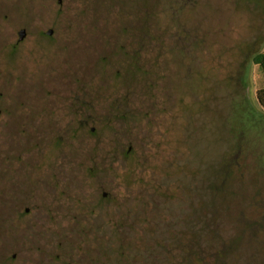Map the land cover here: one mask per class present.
<instances>
[{
	"label": "rangeland",
	"instance_id": "374dc122",
	"mask_svg": "<svg viewBox=\"0 0 264 264\" xmlns=\"http://www.w3.org/2000/svg\"><path fill=\"white\" fill-rule=\"evenodd\" d=\"M20 27L25 69L0 77V264H180L191 230L203 262L264 263L246 251L264 234L237 231L264 210V0H0L2 70Z\"/></svg>",
	"mask_w": 264,
	"mask_h": 264
},
{
	"label": "flooded vegetation",
	"instance_id": "af4514ba",
	"mask_svg": "<svg viewBox=\"0 0 264 264\" xmlns=\"http://www.w3.org/2000/svg\"><path fill=\"white\" fill-rule=\"evenodd\" d=\"M48 32H50V33H48ZM52 32H53L52 28H48L45 31V35L47 36V37L46 36L45 37L48 38V39H51L50 36L52 35ZM21 34H22V36H21ZM25 36H26V30L23 27H20L18 29V31H17V36H13L12 38L9 39V45L10 46H9V49H8V51H9L8 55H6L7 56L6 59L9 61V63H12V62H15V63L10 64L9 66L7 65L9 69H3V70L1 69V64H0V77L1 76H5V73L9 74L10 72H11L10 76H13V75L15 76L16 73L20 72V70L23 71V69H25V64L23 62L24 59H21L22 58L21 54H19L18 56L16 55L17 54L16 53L17 50H19V46L21 47L22 44H24V45L26 44L25 43V39H26ZM3 58H4V55L0 56V61H4L5 59L3 60ZM16 63L18 64L19 69H18V71L15 72V71L11 70L10 66L11 65L12 66L13 65L16 66ZM2 84L3 83H1V81H0V85H2ZM5 85H7V86H5V88H6V92L8 94V97L14 98V95H15L14 92H16V90L13 91L10 88V86H9L10 84H5ZM11 101H12V103H14L13 101H15V100H11ZM85 109H88V107L82 106V111H85ZM91 117L92 116L90 115V113H86L85 112L84 114H82L81 118H78V120H79L80 123H83V124L89 123L90 121L95 122V121L101 119L102 114L99 113L94 118H91ZM72 120H73V118H70V121H72ZM91 130H93V128H91ZM255 183H257V182H255ZM179 185H180V188L182 189V192L183 191L185 192L186 191L185 182H181V184H179ZM263 188H264V186H263ZM247 191H248V189H247ZM247 191H246V195H245V200L248 201V202L249 201H253L254 198H252V195H251L250 191H248V192ZM254 191L261 192V186H260V188L254 190ZM184 192H183V194H185ZM261 193H264V191L261 192ZM172 199L173 198L169 196V197H166L164 200H165V202H170ZM102 200H108L106 192H102ZM151 201L154 202L153 200H151ZM258 201H260V198H259ZM258 209H260V208H258ZM28 211H29V208L26 207L24 209V213H27ZM210 212H212V211L206 212V214H205L206 217L205 218L203 216L201 217L199 215H196V218H198L197 221H199V222L200 221L201 222H208V221L212 222V221H215L216 220L215 219L216 215H214L213 213L211 214ZM257 219H258V221H261L260 226H258V227H260L259 229L258 228H256L255 230H252L250 228H246L245 229L246 223L243 222L241 224V226H239L238 229H237L238 233H239L240 230H244L243 231V236H245V234H247L248 237H251L252 234H255V236L256 235L260 236L259 232L260 233L262 232L264 234V210L259 212V215L257 216ZM211 228H213V226ZM191 229H193V228H190L189 230H191ZM191 231H194L195 234L193 235V237H195V238L193 240L189 241V242H185V244L183 245V248L186 249V251L184 253V257L188 258V260L184 259V260L179 261V263L180 264H198L199 261H202V262H200L201 264H224L222 261L203 262L202 254L204 255L205 252H208L210 250V246H207V247L204 246V248H203L200 245V240L199 239L201 238L200 237L201 234H200L199 230H198V232H196V230H191ZM185 232L187 233L186 225H185ZM263 240H264V237H262L260 240H258L259 243H254L252 245L251 239H250V244H249V242H247L248 243V248L245 247V248L248 249L246 251H248V253H249V251L255 252L256 255L258 254L257 256H260L262 253H264V247H263L264 244L262 243ZM260 243H262V244H260ZM220 248H222L221 245H219L216 248V250L214 251V253L216 255L219 254ZM235 249H236V244L231 242V244H229V248L227 249V251L229 252L230 256L235 251ZM239 253H240V251H239ZM217 256H219V255H217ZM249 256H250V254H249ZM194 258H195V261H193ZM237 258H239V254L237 255ZM223 261H224V259H223ZM220 262H222V263H220ZM257 262L258 261H256L255 263H257ZM250 263H251V261L249 260V264ZM230 264H242V263H240V261L238 260V261L230 262ZM261 264H264V263L261 262Z\"/></svg>",
	"mask_w": 264,
	"mask_h": 264
},
{
	"label": "trees",
	"instance_id": "16d2710c",
	"mask_svg": "<svg viewBox=\"0 0 264 264\" xmlns=\"http://www.w3.org/2000/svg\"><path fill=\"white\" fill-rule=\"evenodd\" d=\"M252 60L262 76L263 85L256 90L255 96L259 105L264 109V50L257 52Z\"/></svg>",
	"mask_w": 264,
	"mask_h": 264
},
{
	"label": "water",
	"instance_id": "95a60500",
	"mask_svg": "<svg viewBox=\"0 0 264 264\" xmlns=\"http://www.w3.org/2000/svg\"><path fill=\"white\" fill-rule=\"evenodd\" d=\"M48 33H50V32H48ZM21 36H22V34H21Z\"/></svg>",
	"mask_w": 264,
	"mask_h": 264
}]
</instances>
